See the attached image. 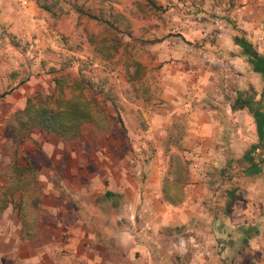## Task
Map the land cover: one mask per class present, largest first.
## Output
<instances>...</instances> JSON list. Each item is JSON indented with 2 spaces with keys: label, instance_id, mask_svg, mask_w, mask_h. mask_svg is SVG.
I'll list each match as a JSON object with an SVG mask.
<instances>
[{
  "label": "rangeland",
  "instance_id": "374dc122",
  "mask_svg": "<svg viewBox=\"0 0 264 264\" xmlns=\"http://www.w3.org/2000/svg\"><path fill=\"white\" fill-rule=\"evenodd\" d=\"M32 1L38 9L34 22L30 23L34 31L15 34L0 24V172L3 180H6L9 158L21 156L19 161L24 165V153L32 141L42 152L84 151L86 158L89 156L87 168L92 172L113 171L117 181L123 180V184L135 180L138 186L149 183L165 191L152 198L157 203L156 211L150 216L147 214L149 220L145 219L151 222L161 214L159 202L165 203V198L177 200L185 187L190 189L192 185L219 178L212 170L224 163H221L225 160L224 152L219 149L224 146L214 145V136L227 139L233 121L229 108H240L242 99L246 107L262 86L254 77L245 84L242 78L219 77L218 67L212 61L215 53L209 43L219 31L216 21L237 25L234 18L242 12L243 3L236 0H153V4L147 0H38L40 5L50 7V11H45L37 1ZM256 27L264 30V22ZM151 40L157 41L149 43ZM175 63L193 71L184 73L179 92L171 90L169 96L173 97L167 98L163 81L165 77L168 79L170 68L177 67ZM66 73L83 74L96 92L102 91L113 99L116 108L100 96L106 114L99 127L86 124L78 138L67 142L35 130L19 152L14 153L17 146L9 143L5 134L9 120L27 98L37 92L51 93L53 79ZM246 114L233 122L247 128ZM215 116L221 117L224 130H214ZM194 136L204 139L199 142ZM170 209L173 215L178 213L176 208ZM138 220L145 223L141 217ZM181 227L176 225L157 232L152 227L145 229L147 237L159 241L153 250L158 264H183L178 237L182 234L191 243L193 229L184 226V231ZM225 245V242L224 246L220 245V250ZM235 248H239V243Z\"/></svg>",
  "mask_w": 264,
  "mask_h": 264
},
{
  "label": "crops",
  "instance_id": "0c3cea01",
  "mask_svg": "<svg viewBox=\"0 0 264 264\" xmlns=\"http://www.w3.org/2000/svg\"><path fill=\"white\" fill-rule=\"evenodd\" d=\"M236 1L244 5L234 18L237 25L216 21L219 31L209 43L215 53L212 61L219 77L242 78L244 84L254 77L262 86L249 105L229 108L233 121L247 113V128L232 121L226 140L214 136V145L224 146L219 147L224 163L212 170L219 178L185 187L177 200L165 198L164 208L159 202L161 214L151 223L146 216L156 211L152 198L165 192L162 188L149 183L138 186L135 180L123 184L113 171L87 168L89 156L84 151L42 152L32 141L24 153V165L21 156L14 155L9 158L6 180L0 172V197L6 194L7 200L0 210V264H158L153 250L159 241L147 237L145 229L152 227L157 232L176 225L184 231V226L193 229L191 243L182 234L178 237L183 264H264V174L246 175L249 164L243 160L258 140L248 107L256 102L264 111V81L251 71L241 48L233 42L235 36H243L264 56V30L256 27L264 22V0ZM37 13L32 0H0V24L8 32L34 31L30 23ZM175 64L163 81L167 98L171 90L179 92L184 73L193 71ZM215 118L214 130H224L221 117ZM14 163L30 169L22 177ZM170 208L178 213L173 215Z\"/></svg>",
  "mask_w": 264,
  "mask_h": 264
},
{
  "label": "trees",
  "instance_id": "16d2710c",
  "mask_svg": "<svg viewBox=\"0 0 264 264\" xmlns=\"http://www.w3.org/2000/svg\"><path fill=\"white\" fill-rule=\"evenodd\" d=\"M35 1L41 9L50 11L49 6L40 5L38 0ZM147 2L154 3L153 0H147ZM88 17L96 19L92 15ZM156 41L151 40L149 43ZM233 42L241 48V53L246 57L251 71L259 74L264 81V56L243 36H235ZM53 83L54 89L51 93L37 92L34 96L27 98L24 107L16 111L6 125L5 134L14 141L16 146L28 139L35 130L55 135L67 142L78 138L86 124L99 127L106 114L99 101L100 96L106 98L112 107L116 108V104L112 103L113 99L102 91L96 92L94 85L83 74L78 76L62 74L55 77ZM248 109L255 122L258 140L243 155V160L249 164L246 175L264 174V111L256 102L252 103ZM116 113L121 122L117 111ZM13 167L22 171V177L30 169L19 168L16 163ZM2 195L0 210L7 202L6 194Z\"/></svg>",
  "mask_w": 264,
  "mask_h": 264
},
{
  "label": "water",
  "instance_id": "95a60500",
  "mask_svg": "<svg viewBox=\"0 0 264 264\" xmlns=\"http://www.w3.org/2000/svg\"><path fill=\"white\" fill-rule=\"evenodd\" d=\"M243 96H246V94H243ZM243 101H244V99H242V105L241 106H243Z\"/></svg>",
  "mask_w": 264,
  "mask_h": 264
},
{
  "label": "built area",
  "instance_id": "2783aa9c",
  "mask_svg": "<svg viewBox=\"0 0 264 264\" xmlns=\"http://www.w3.org/2000/svg\"><path fill=\"white\" fill-rule=\"evenodd\" d=\"M238 11V10H237Z\"/></svg>",
  "mask_w": 264,
  "mask_h": 264
}]
</instances>
